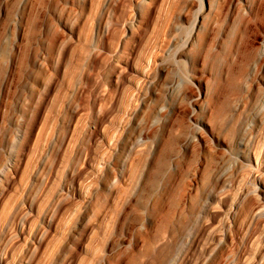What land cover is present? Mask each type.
<instances>
[{"label":"rangeland","instance_id":"1","mask_svg":"<svg viewBox=\"0 0 264 264\" xmlns=\"http://www.w3.org/2000/svg\"><path fill=\"white\" fill-rule=\"evenodd\" d=\"M0 264H264V0H0Z\"/></svg>","mask_w":264,"mask_h":264},{"label":"bare ground","instance_id":"2","mask_svg":"<svg viewBox=\"0 0 264 264\" xmlns=\"http://www.w3.org/2000/svg\"><path fill=\"white\" fill-rule=\"evenodd\" d=\"M253 1V0H252ZM210 12V11H209ZM209 12L205 15H202L201 18L199 19L197 26L199 27V29L203 26V24L205 23L206 18L209 15ZM248 14L247 12L243 13V16ZM195 33V32H194ZM196 35V34H195Z\"/></svg>","mask_w":264,"mask_h":264}]
</instances>
